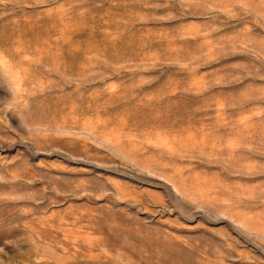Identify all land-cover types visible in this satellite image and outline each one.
Masks as SVG:
<instances>
[{"label":"rangeland","instance_id":"obj_1","mask_svg":"<svg viewBox=\"0 0 264 264\" xmlns=\"http://www.w3.org/2000/svg\"><path fill=\"white\" fill-rule=\"evenodd\" d=\"M0 264H264V0H0Z\"/></svg>","mask_w":264,"mask_h":264}]
</instances>
